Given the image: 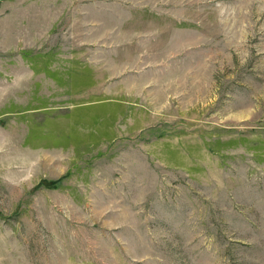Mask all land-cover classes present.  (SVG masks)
<instances>
[{
	"label": "rangeland",
	"instance_id": "374dc122",
	"mask_svg": "<svg viewBox=\"0 0 264 264\" xmlns=\"http://www.w3.org/2000/svg\"><path fill=\"white\" fill-rule=\"evenodd\" d=\"M0 264H264V0H0Z\"/></svg>",
	"mask_w": 264,
	"mask_h": 264
}]
</instances>
